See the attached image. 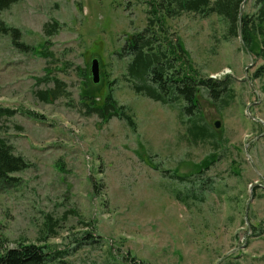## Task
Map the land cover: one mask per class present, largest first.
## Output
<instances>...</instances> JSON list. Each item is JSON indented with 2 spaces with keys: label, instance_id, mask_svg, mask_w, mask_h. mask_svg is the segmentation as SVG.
<instances>
[{
  "label": "rangeland",
  "instance_id": "374dc122",
  "mask_svg": "<svg viewBox=\"0 0 264 264\" xmlns=\"http://www.w3.org/2000/svg\"><path fill=\"white\" fill-rule=\"evenodd\" d=\"M144 10L128 0H18L0 13L28 46L0 34V137L30 163L0 187V244L45 245L70 264H264V57L224 39L215 15L166 20L198 72L228 76L234 92L223 109L200 97L221 145L190 143L176 109L120 80L129 59L116 52L144 28ZM93 58L96 100L110 87L135 127L84 114ZM200 170L207 187L186 205L173 193L183 199L186 187L161 172Z\"/></svg>",
  "mask_w": 264,
  "mask_h": 264
},
{
  "label": "trees",
  "instance_id": "16d2710c",
  "mask_svg": "<svg viewBox=\"0 0 264 264\" xmlns=\"http://www.w3.org/2000/svg\"><path fill=\"white\" fill-rule=\"evenodd\" d=\"M17 1L0 0V13ZM128 1L144 5L145 26L141 31L126 38L121 50L116 52L119 58L129 59L120 80L127 83L135 93L176 109L178 123L183 127V136L188 142L205 140L216 150L218 145H221V140L218 139L217 132L205 121L201 112L200 97H206L216 108L223 109L233 98L231 82L228 81V76L213 79L200 74L193 66L181 41L166 27V20L177 18L184 13L201 17L215 15L224 26V39L239 37L245 50L256 57H264V0H253L252 12H245L243 9L247 0ZM58 27L56 22L46 23L43 30L46 36H50ZM0 34H9L22 50L27 51L26 44L17 42L20 31L7 26L2 20ZM83 75L87 79L84 85L87 89L80 95L84 114H95L102 122L118 117L128 126L135 127L128 110L115 100L112 89L109 87L99 102L94 93V88L99 85L93 84L85 72ZM56 83V89L52 91L54 97L55 92L60 89L59 82ZM5 113L10 114L11 111L5 110ZM29 166L30 163L22 155L15 154L12 146L0 137V187L6 184L14 185L13 174ZM161 172L163 177L172 178L186 187L183 199L179 198L178 194L175 195L180 189L173 190L175 199L185 205L190 199H199L208 184L207 178L203 177L205 171L200 170L192 177L172 172L166 176L164 171ZM84 235L86 242L92 237L91 232H85ZM0 264L70 263L63 259L62 252L49 251L45 245L22 242L14 247L0 244Z\"/></svg>",
  "mask_w": 264,
  "mask_h": 264
},
{
  "label": "water",
  "instance_id": "95a60500",
  "mask_svg": "<svg viewBox=\"0 0 264 264\" xmlns=\"http://www.w3.org/2000/svg\"><path fill=\"white\" fill-rule=\"evenodd\" d=\"M89 77L93 84H97L100 80V69L98 65V60L96 58H93L90 63L89 67ZM215 127L219 126V122L214 123Z\"/></svg>",
  "mask_w": 264,
  "mask_h": 264
}]
</instances>
